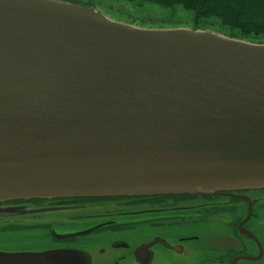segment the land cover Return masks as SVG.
Returning a JSON list of instances; mask_svg holds the SVG:
<instances>
[{
	"label": "water",
	"instance_id": "95a60500",
	"mask_svg": "<svg viewBox=\"0 0 264 264\" xmlns=\"http://www.w3.org/2000/svg\"><path fill=\"white\" fill-rule=\"evenodd\" d=\"M263 189L264 44L0 0V204ZM0 264L91 260L0 251Z\"/></svg>",
	"mask_w": 264,
	"mask_h": 264
},
{
	"label": "flooded vegetation",
	"instance_id": "af4514ba",
	"mask_svg": "<svg viewBox=\"0 0 264 264\" xmlns=\"http://www.w3.org/2000/svg\"><path fill=\"white\" fill-rule=\"evenodd\" d=\"M0 209L15 214L0 219V235L42 246L20 251L77 250L91 264H264V189L36 199Z\"/></svg>",
	"mask_w": 264,
	"mask_h": 264
},
{
	"label": "trees",
	"instance_id": "16d2710c",
	"mask_svg": "<svg viewBox=\"0 0 264 264\" xmlns=\"http://www.w3.org/2000/svg\"><path fill=\"white\" fill-rule=\"evenodd\" d=\"M138 7L145 4L167 9L169 14L157 28H191L212 31L228 37L264 44V0H128ZM174 10L186 16L176 15ZM153 28V23L128 22Z\"/></svg>",
	"mask_w": 264,
	"mask_h": 264
},
{
	"label": "rangeland",
	"instance_id": "374dc122",
	"mask_svg": "<svg viewBox=\"0 0 264 264\" xmlns=\"http://www.w3.org/2000/svg\"><path fill=\"white\" fill-rule=\"evenodd\" d=\"M74 2L77 4H87L91 2L97 6L107 17L120 21L123 23L131 22L135 19L137 21H143L146 23H153L154 29L160 25L162 19L166 17L168 12L167 9L160 8L156 5L145 4L142 7H138L135 2H130L128 0H66ZM176 15L186 16L182 11L174 10ZM37 243V242H36ZM31 238H20V237H8L5 235H0V251H20L24 249H29L31 247H42L36 244Z\"/></svg>",
	"mask_w": 264,
	"mask_h": 264
}]
</instances>
